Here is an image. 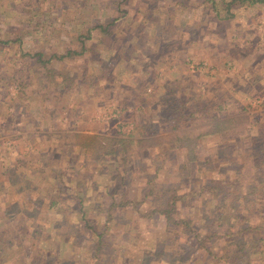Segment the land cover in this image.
Wrapping results in <instances>:
<instances>
[{"label":"rangeland","instance_id":"obj_1","mask_svg":"<svg viewBox=\"0 0 264 264\" xmlns=\"http://www.w3.org/2000/svg\"><path fill=\"white\" fill-rule=\"evenodd\" d=\"M261 1L0 0V264H264ZM139 125L135 152L78 145Z\"/></svg>","mask_w":264,"mask_h":264},{"label":"trees","instance_id":"obj_2","mask_svg":"<svg viewBox=\"0 0 264 264\" xmlns=\"http://www.w3.org/2000/svg\"><path fill=\"white\" fill-rule=\"evenodd\" d=\"M261 2H264L261 1ZM126 13H123L122 16L117 17V18H113L112 20H109L107 23L104 24H100L99 26H97V28L100 29V31L104 34H107L110 36L112 30L114 29V27L118 24V22L120 21L121 17L125 16ZM145 34H142L141 37H145ZM82 40L80 41L81 44H79V50L77 51H73V50H66V54L65 55H60V56H55L52 55L50 56V58H48L47 60H45V54L44 53H38L35 55L36 58H38L36 60L37 63H40L41 66L43 67H47L49 64H52L51 62H53V60H60V61H65L66 58H73L75 56H81L83 55L87 50L86 46H87V41H89V39L91 38V33H88V35L86 36H82ZM3 43V42H2ZM94 43L91 45V47L89 48V52L91 53L92 58H94V61H98V60H102L103 58H100V51L97 50L98 44ZM139 44H143V42H140L137 44V46H140ZM137 50L136 52L138 53V55H141V52L145 51L144 47L138 48L136 47ZM141 51V52H140ZM127 54L124 55V57H126ZM128 68V67H127ZM66 81V78H63ZM60 85L62 84V80H60ZM175 103V102H174ZM173 102L172 103H168L165 107H163V110H165V112L162 115V118H168L170 120H167L166 122H173L176 114L179 111L180 106L175 105ZM171 112V113H170ZM170 113V114H169ZM194 115L191 116V118H193ZM181 118H183V115L178 116L177 119H175L176 121L180 120ZM199 116L195 117V119H198ZM217 120V118H211V121ZM199 122V121H197ZM196 123V122H194ZM222 122H220V120L217 122V124H220ZM199 124V123H198ZM177 128V127H174ZM145 129V126H136L132 132L130 133V135L128 136V138L126 139H120L117 141V139L115 138H111V139H106V138H99L97 136L95 137H88L86 135H77L79 137V147L81 148V151L84 154H87L89 151H92V155H99V156H108V155H122L126 152H135L136 150H138L139 148H143L144 146L147 145V140L143 137V131ZM198 130V129H197ZM194 136V134H193ZM198 137V136H197ZM195 138V136H194ZM106 141V143L102 142ZM196 140V139H195ZM185 141V140H184ZM256 140L253 139V142H255ZM169 142V141H168ZM171 142V141H170ZM109 143H111L112 145H110ZM194 144V145H193ZM196 142H194V139H186L185 144L181 143L179 144L180 148H184V149H190L188 154H190L193 158L196 157V147H197ZM253 149V157L251 158L253 161V165L255 166V168H259L262 169V161L260 162V155L263 153V151H261V149H257L254 146H252ZM172 150V149H171ZM236 181V180H235ZM236 184H238V181H236ZM258 183H254V192H252L251 194H256V191H260L261 187L264 188V183L260 182V184ZM153 185V184H152ZM176 197V196H175ZM177 199V197H176ZM81 204H83V202L81 201ZM176 205L175 199H170V201L167 204V208L165 209L164 212L165 215H167V221L170 224L173 225H177L176 222L173 220L172 221V217L170 215H168V211L169 209L171 210L172 207ZM117 206V204H113V207ZM122 206H126V204H123ZM181 223V221H179ZM179 225V224H178ZM93 227H91L92 229ZM244 231L240 232L239 234L243 233ZM99 236H103V233H100ZM100 245L98 248H95V252H99L100 251ZM98 254V253H97Z\"/></svg>","mask_w":264,"mask_h":264}]
</instances>
